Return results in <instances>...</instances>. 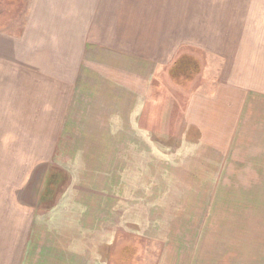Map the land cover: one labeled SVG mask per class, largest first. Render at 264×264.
<instances>
[{"label":"rangeland","instance_id":"1","mask_svg":"<svg viewBox=\"0 0 264 264\" xmlns=\"http://www.w3.org/2000/svg\"><path fill=\"white\" fill-rule=\"evenodd\" d=\"M30 1L0 0V34L23 35ZM159 5L176 24L189 19L196 37L221 41V48L230 45L223 49L227 55L242 56L236 68L246 89H221L215 70L222 61L211 57L206 63L199 52L195 62L180 57L168 75L154 74L149 96L163 102L162 131L147 142L134 136L131 143L168 151L141 163L148 184L124 185L116 159L122 138H113L112 166L106 165L96 183L77 185L87 197L66 221L54 211L59 205L68 210V200L76 199L73 187L67 189L69 173L54 165L47 169L52 164L46 160L57 148L59 121L51 136L35 129L41 125L28 129L36 135L14 136L24 133L20 121L14 122V61L0 57V264H16L31 225L69 221L102 227L100 238L108 234L106 241L114 240L110 264H264V95L248 89H264V0H160ZM156 7L148 9V19ZM257 60L263 62L259 69ZM199 116L208 127L203 142L187 126ZM82 143L98 151L103 142L88 137ZM108 173L114 181L107 185Z\"/></svg>","mask_w":264,"mask_h":264},{"label":"crops","instance_id":"2","mask_svg":"<svg viewBox=\"0 0 264 264\" xmlns=\"http://www.w3.org/2000/svg\"><path fill=\"white\" fill-rule=\"evenodd\" d=\"M158 1L32 0L23 35L16 38L0 34V57L14 61V122L20 121L24 129V133L14 132V136L36 135L28 134V129L40 125L35 129L51 136L55 121H59L58 149L46 159L52 164L47 169L59 167L66 175L69 173L67 189L73 187L74 197L80 201L77 204L76 199L68 200V210L59 205L54 212L60 219L64 216L67 221L66 217L73 218L81 211L87 196L76 190L77 185L96 183L106 165L112 166L110 159L114 157L109 156L116 147L113 138H122V146H118L122 149L116 156L122 184H148L147 174L142 179L146 165L141 167V163L158 158L157 154L161 156L168 149L153 143L151 148H135L131 138L137 136L147 142L158 130L161 134L163 102L149 96L154 74L168 75L180 57L195 62L194 53L199 52L206 63L211 57L222 61L215 70L221 89H238L239 93L246 89L236 68L242 56L227 55L223 49L230 45L221 48V41L196 37L187 18L185 24L174 23L170 12L167 16L163 6L156 7ZM154 7L156 13L148 19V9ZM253 57L249 59L255 60ZM261 63L258 61L257 68ZM203 72L206 74L205 69ZM248 89L264 95V89L260 92L257 85ZM205 120L199 116L187 125L202 142L208 136ZM14 126L18 130L19 125ZM88 137H101L98 151L82 143ZM111 175H105L107 185L114 181ZM45 182L47 190L50 174ZM69 222L31 225L16 264H110L114 240L106 241L108 234L104 235L106 240L100 238L102 227L94 222ZM100 244L104 245L102 256L98 253Z\"/></svg>","mask_w":264,"mask_h":264}]
</instances>
